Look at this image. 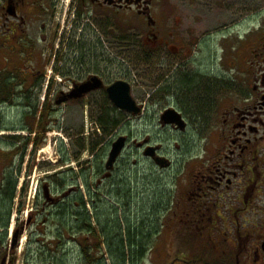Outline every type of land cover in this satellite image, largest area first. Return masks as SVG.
<instances>
[{"label": "flooded vegetation", "instance_id": "1", "mask_svg": "<svg viewBox=\"0 0 264 264\" xmlns=\"http://www.w3.org/2000/svg\"><path fill=\"white\" fill-rule=\"evenodd\" d=\"M262 10L254 8L249 17L258 18ZM167 17L166 11L156 17L154 0H0L2 264H6L7 257V264H15L12 257H18V251H25L27 264H34L40 253H55L53 248L58 250L67 241V228L57 224L59 228L51 231L55 228L50 229V222H59L61 214L69 218L71 208L51 197L46 185V200L41 203L38 181L34 189L39 172L36 156L41 144L48 137L52 140L54 113L62 107L67 110L72 103L102 113L121 112L110 100L108 89L123 81L131 86L132 93L136 68L146 73L153 63L164 75L159 90L170 76L181 75L190 81L204 74L202 69L195 72L189 65L194 53L191 48L199 50L204 41H185L169 31L165 27ZM258 21L244 43L246 52L240 49L242 55L235 57V76H239L225 83L217 97L219 87H206L209 123L220 126L224 143L217 152L216 165L194 190L193 200L197 217L204 218V206L211 211L209 221L216 213L212 208L224 211L225 227L235 240L242 241V251L237 248L240 258L234 255L237 264H264V198L260 199L264 194V35L258 34L264 28L263 17ZM88 83L93 88L90 92L70 99L77 86ZM163 91L170 89L164 87ZM135 100L140 113L122 112L124 119L144 115L145 107ZM167 109L177 110L188 126L195 120L176 106H167L163 112ZM37 114L40 117L32 120ZM160 122L162 125L161 116ZM96 124H101V118ZM206 189L208 193L202 196ZM53 235H57V243H46Z\"/></svg>", "mask_w": 264, "mask_h": 264}, {"label": "rangeland", "instance_id": "2", "mask_svg": "<svg viewBox=\"0 0 264 264\" xmlns=\"http://www.w3.org/2000/svg\"><path fill=\"white\" fill-rule=\"evenodd\" d=\"M256 7H263L260 16L249 17ZM165 11L169 31L185 41H204L199 50L191 48L194 53L189 63L195 72L202 69L204 74L191 85L192 78L187 81L181 75L170 76L159 90L164 76L159 65L153 63L146 73L136 68L137 88L133 87L132 94L145 107L144 115L126 117L122 126L107 136L96 124L102 114L99 110L72 103L67 110L62 107L54 113L52 140L48 137L36 156L39 172L34 189L38 181L41 203L46 200V185L53 198L61 199L60 205L71 208L69 218L61 214L59 222H50V229L55 228L51 231L59 228L57 224L67 228V241L58 250L54 247L55 253H40L34 264H85L82 248L98 243L101 248L91 252L98 264H183L187 256L203 259L197 264H237L234 255L240 258L237 248L242 251V241L235 240L225 227L224 211L212 208L216 213L209 221L211 211L207 206L201 210V218L193 204L194 190L216 165L217 152L224 143L220 126L209 123V96L196 88L214 83L219 87L217 97L225 83L239 76H235V57L246 52L244 43L249 41V33L259 25L258 20L264 19V0H154L156 17ZM258 34L264 35V28ZM163 86L170 91H163ZM167 106L181 108L191 117L201 108L197 111L200 117H195L185 131L162 126L160 116ZM39 117L37 114L31 119ZM122 136L128 138V143L115 166L108 170L111 147ZM148 146L158 147L159 155L167 158L170 166L161 167L147 158L144 152ZM205 193L207 189L202 196ZM42 218L40 215L39 222ZM45 241L57 243V235ZM24 252L18 251V257H12L15 264H27ZM250 257L253 260L252 254ZM3 260L1 254L0 264ZM9 260L7 257L6 264Z\"/></svg>", "mask_w": 264, "mask_h": 264}, {"label": "water", "instance_id": "3", "mask_svg": "<svg viewBox=\"0 0 264 264\" xmlns=\"http://www.w3.org/2000/svg\"><path fill=\"white\" fill-rule=\"evenodd\" d=\"M92 89L93 88H91L89 83L79 85L73 91L72 95L70 96V99H74V100L79 99L83 97L86 93L90 92ZM108 93L110 100L114 103L115 106H117L121 110L133 114H138L140 112V108L137 106V103L135 102V100L131 95V86L128 83L119 81L108 89ZM62 102L64 101L59 102V104ZM161 120L164 125L174 124L177 125L181 130H184L186 128V123L182 119L181 114L173 109L166 110L163 113ZM126 140L127 139L125 137H121L112 145V150L110 152L109 160L107 163L108 169L113 168L114 163L117 161L119 155L121 154V152L125 147ZM155 154H156V148L153 147H149L145 152L146 156L154 157ZM154 158L155 161L161 167L168 166V162L165 159L161 157H154ZM46 194L48 195V193Z\"/></svg>", "mask_w": 264, "mask_h": 264}, {"label": "trees", "instance_id": "4", "mask_svg": "<svg viewBox=\"0 0 264 264\" xmlns=\"http://www.w3.org/2000/svg\"><path fill=\"white\" fill-rule=\"evenodd\" d=\"M196 78H193L192 79V81L190 82V84L189 85H191L192 83H193V80H195ZM201 85V84H200ZM209 86H211V85H214V83H212V84H208ZM199 86V85H198ZM200 87V86H199ZM207 87V86H206ZM206 87H202V88H196V91H198V92H204V94H206L205 92H207V90L205 89ZM218 87V86H217ZM182 90V89H181ZM185 90H187V91H192V90H194L193 88H186ZM187 91H185V92H187ZM201 108H199V109H197V110H195L194 112H197V111H201L200 110ZM193 112V113H194ZM197 115V116H196ZM101 124H100V126H101V128H102V130H103V134L105 135V136H107L108 134H110L112 131H114V130H116V129H118L119 127H120V125H121V121H120V117L122 116V114H117V113H114V114H112V113H110V112H103L102 114H101ZM195 117L197 118V117H200V114H195ZM82 199V198H81ZM84 202H83V199H82V204H83ZM90 227V226H89ZM188 228H189V226H188ZM192 231H194V230H192ZM189 232H191V231H189ZM95 236V235H94ZM131 245H133V244H131ZM82 248V247H81ZM97 248H101V244L100 243H98L97 245H94V246H87V247H84V248H82V255H83V257L85 258V264H98V261L96 260V259H92V254H91V252L92 251H95V249H97ZM134 251L132 252V254H131V256H133L134 255ZM143 253V252H142ZM125 257H126V255H124ZM197 259V260H196ZM200 260H203V259H200ZM199 260V258H197V257H195V259L194 260H192L189 256H187V257H185V259L183 260V264H197L196 263V261H200ZM228 264H232V263H228Z\"/></svg>", "mask_w": 264, "mask_h": 264}]
</instances>
